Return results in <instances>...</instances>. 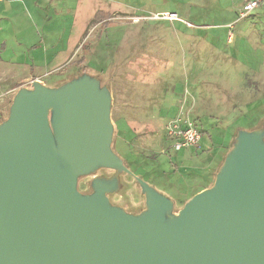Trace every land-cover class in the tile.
I'll return each instance as SVG.
<instances>
[{"label":"water","instance_id":"1","mask_svg":"<svg viewBox=\"0 0 264 264\" xmlns=\"http://www.w3.org/2000/svg\"><path fill=\"white\" fill-rule=\"evenodd\" d=\"M111 105L87 75L16 91L0 122V264H264V127L240 131L173 218L174 201L134 177L145 210L132 215L106 197L120 180L78 190L98 166L127 173Z\"/></svg>","mask_w":264,"mask_h":264},{"label":"rangeland","instance_id":"2","mask_svg":"<svg viewBox=\"0 0 264 264\" xmlns=\"http://www.w3.org/2000/svg\"><path fill=\"white\" fill-rule=\"evenodd\" d=\"M168 1L171 6L177 2ZM5 2L11 6V18L23 25L28 0ZM61 5L56 10L52 5L47 7L50 9L47 22L53 26L61 20L64 27L60 35L64 39L69 35L67 26L74 19V45L72 49L59 51V58L43 69L47 74L40 81L47 87H56L87 75L109 88L114 128L110 151L127 169V173L120 175L116 170L98 166L79 178V192L84 193L85 188L87 194L92 193L97 179L117 184L120 180L118 191H108L106 197L112 206L127 207L126 213L139 215L145 210V197L135 182L139 178L174 199V207L166 218L175 217L184 204V194L211 182L212 173L239 132L264 127V86L259 85L255 73L264 58V15L234 23L231 32L235 43L231 45L227 28L217 24L221 22L220 12L224 8L229 10L230 0H190L189 5L185 4L187 21L183 20L190 28L148 17L136 21V17L149 13L136 11L135 0H63ZM73 6L74 17L70 10ZM119 12L131 18H119ZM6 18L9 17L0 16V29L13 22L11 18L5 21ZM249 25L252 29L247 31ZM15 36L0 33V43L4 45L0 58L7 60L9 71L16 69L15 78H19L14 60L25 51L24 44L17 47ZM222 62L228 63L225 68L229 74L224 78L220 76ZM12 85V81H6L1 86L6 89ZM248 87L250 91L246 94L243 91ZM185 90L195 102V112L200 116L196 122L204 134L197 146L175 152L165 137V126L176 115ZM2 94L0 103L10 98H2ZM126 100L141 108L137 113H124L127 120L124 125L120 121L124 115L120 104ZM237 103H242L241 108ZM236 107L242 111H236Z\"/></svg>","mask_w":264,"mask_h":264},{"label":"crops","instance_id":"3","mask_svg":"<svg viewBox=\"0 0 264 264\" xmlns=\"http://www.w3.org/2000/svg\"><path fill=\"white\" fill-rule=\"evenodd\" d=\"M2 1H1L2 3H0V16L7 15L9 18H11L12 11L10 4L6 3L5 0ZM173 1L174 0H172L171 2ZM186 1L187 2L185 3V0H182V3L180 4V0H177V2H175L176 4L175 5L172 4L171 6L168 0H135L134 7H136V11L140 13H149V15L146 17L144 16L136 17V21L137 20L143 21L147 19V17L152 20L155 15L160 13H175L178 15L179 18L187 21L185 19V17L187 16L185 14V9H186L185 4L189 5L190 0H186ZM246 1L248 0H230L231 5L229 7V10H226L224 8L223 11L220 12L219 19L221 20V22H218L217 24L219 25V27H222V29L227 28L226 30V33L228 34L227 40L231 43V45H234L235 43L234 41L235 37L231 32V28L233 27L234 23L238 22L236 21L237 13L242 8L243 4ZM62 2L63 0H28V8H27L28 11L25 12L27 19L24 18L25 20L23 21V25L17 22L15 20L16 18L15 19L11 18L13 19V22L9 23L10 26L8 28L4 27L0 29V33H3L4 35H10V36L16 35L14 37V40L17 41L16 42L18 45L17 47H20L21 44H24L22 50L25 51L19 54L18 57L15 58L14 60V62H16V64L18 65L17 77L19 78H15L16 69L11 68V70L9 71L10 67L8 65L7 60H3L2 58H0V93H3L2 98L10 97L6 101L0 103V122L7 117L10 104L12 102L13 96L16 93V91L19 88L23 87L25 84H28L36 80H41L42 77L47 74V72H45L43 69H46L48 64L52 63L54 59L57 60L59 58L58 55L59 51L72 49L74 45V40H72L74 37V19H72L70 24L67 26V28H69L68 29L69 35H67L64 39L60 35L62 34V27H64L62 21L60 20V22H55L53 26H50L47 22V20L50 18L49 16L50 13L48 12L50 11V9L47 7L52 5V7L55 10L58 9V7H60L61 9ZM70 10H71V16L74 17V6L73 9L71 8ZM106 12L108 14L112 13L110 10H107ZM54 13L57 14V11H54ZM113 13L115 12L113 11ZM262 15H264V7L261 6L256 8L247 18L256 19ZM117 17L126 18V19L131 18L129 16H126V14H121V12L118 13ZM9 18H6L5 21H7ZM109 18L107 16V19ZM165 23H167L168 25L177 24V22L174 23L165 22ZM250 27L251 25L247 26L245 29L248 31L249 29H252ZM16 37L18 38L16 39ZM47 46H49L48 50H47ZM3 47L4 45L0 43V49ZM73 54L74 52L71 54L69 59L73 56ZM227 64H228L227 62L225 63L222 62L220 64L221 66L220 76H222V78L228 76L229 74V72L225 68ZM258 65H259L258 68L255 69L256 70L255 73L258 78L259 85L264 86V58L262 61L258 63ZM23 66L28 67V69L25 70ZM20 73H22V75ZM6 81H12L13 85L10 86L9 88L4 89L2 88L1 85ZM225 87L226 86H223L222 89H225ZM249 88L250 87H248V89L246 88V90L243 92L247 94L250 91ZM229 91L231 92L232 89ZM123 97L128 98L126 96ZM239 100L242 101V99ZM241 104L242 103H237V106H240L241 108ZM243 104L248 105V103H243ZM262 106H264V104H262ZM139 108H141V106H139L137 103H129L127 100L124 103L120 104V109H122L121 114L124 113L126 114L129 111L132 113H137V111H139ZM236 111L241 112L242 110H240L239 107H236ZM233 112L235 111L233 110ZM125 114L123 115L124 117L122 116L120 120L124 125L127 123ZM194 117L195 119L200 117L197 114V112H195V109H194ZM201 133L203 136L204 131L201 130ZM216 172L214 174L212 173L211 182L196 187L192 192L190 191L191 193L188 192V195L184 194L182 200L188 201L192 196H194L198 192L211 186L214 181ZM166 195L168 196L169 194Z\"/></svg>","mask_w":264,"mask_h":264},{"label":"built area","instance_id":"4","mask_svg":"<svg viewBox=\"0 0 264 264\" xmlns=\"http://www.w3.org/2000/svg\"><path fill=\"white\" fill-rule=\"evenodd\" d=\"M261 6L264 7V0L246 1L238 11L236 21L247 18L256 8ZM153 19L170 23L177 22L190 27L189 23L183 21L175 13H160L155 15ZM177 105L176 115L165 126V137L171 141V148L175 152L197 146L202 137V133L194 117L195 102L193 99L188 98V92L186 90L185 98L178 101ZM165 153V151L162 152V154Z\"/></svg>","mask_w":264,"mask_h":264},{"label":"trees","instance_id":"5","mask_svg":"<svg viewBox=\"0 0 264 264\" xmlns=\"http://www.w3.org/2000/svg\"><path fill=\"white\" fill-rule=\"evenodd\" d=\"M82 190H83L84 192L86 191V190H85V188H84V189H82ZM184 202H186V201H184V200H183V202H182V203H184Z\"/></svg>","mask_w":264,"mask_h":264}]
</instances>
